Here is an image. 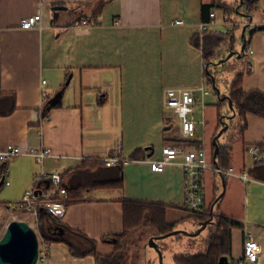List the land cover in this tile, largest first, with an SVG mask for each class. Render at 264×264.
Returning <instances> with one entry per match:
<instances>
[{
	"label": "crops",
	"instance_id": "crops-1",
	"mask_svg": "<svg viewBox=\"0 0 264 264\" xmlns=\"http://www.w3.org/2000/svg\"><path fill=\"white\" fill-rule=\"evenodd\" d=\"M242 4V0H108L94 17L96 0H0V149L13 143L23 152L8 161L6 176L0 173V207L8 210L6 202L20 199L40 171L60 168L65 172L63 186H80L78 194L83 199L68 202L61 217L41 210L36 217L38 229L43 227L58 235L61 228L54 222L58 220L93 238L96 251L109 255L113 245L102 237L123 230L121 198L162 203L165 220L175 223V229L199 228L202 222L182 207L181 157L162 171L151 170L148 157L159 156L164 145L193 146L182 139L178 118L163 104V89L167 86L202 84L209 91L203 95L196 90L193 104L196 141L209 151L199 130H207L211 142L218 130L215 103L219 97L206 68L214 70L216 81L222 86L228 59L218 65L216 62L227 49L239 50L242 26L248 20L240 13L233 14L231 8L227 12L225 6L243 11ZM55 6L65 9L53 17ZM211 11L215 12L213 17ZM37 12L41 18L36 26L19 28L22 17ZM253 14L251 29L264 23V0H256ZM84 18L91 24L78 23ZM212 18L218 23H231L229 31L199 28V24ZM176 19L184 23L173 24ZM246 30V51L233 54L236 60L230 66L237 74L243 73L244 90L258 88L264 92V29L250 34V29ZM205 52L212 53L210 67L205 65ZM210 91L216 96L212 103L204 101ZM196 109L200 118L195 116ZM232 118L228 119L230 125ZM232 126L231 132L225 131L219 137L220 143L231 146L233 171H245L251 180L230 175L222 185L212 170L205 171L201 184L203 188L208 183V204L223 191L219 211L241 225L231 229L227 261L235 263L243 255L244 231H249L261 246L253 264H264V180L252 175L258 163L248 151L251 144L264 141V117L247 113L241 133L237 123ZM29 149H46L49 154L39 162L26 153ZM263 150L264 147V160ZM136 151H141V158L110 166L99 159L110 154L129 158ZM212 159L211 153V163ZM2 166L0 162V170ZM120 168L121 187L97 185L116 180ZM256 170L264 172L261 163ZM215 229L216 222L211 219L198 235L190 236L195 244L190 253L197 252L196 247L201 248L199 251L204 249ZM154 235L158 234L150 235L147 241ZM67 236L80 244L74 233L67 232ZM144 245L147 250L143 258L150 261L154 254L147 243ZM172 257L164 253L163 263ZM36 264L96 262L92 254L74 256L67 243L54 240L48 242L46 260Z\"/></svg>",
	"mask_w": 264,
	"mask_h": 264
},
{
	"label": "trees",
	"instance_id": "trees-1",
	"mask_svg": "<svg viewBox=\"0 0 264 264\" xmlns=\"http://www.w3.org/2000/svg\"><path fill=\"white\" fill-rule=\"evenodd\" d=\"M108 0H96V5L93 8V16L96 17L97 14L100 12L101 7L104 5L105 2ZM243 11L246 13L247 16H252L256 9V0H243ZM216 6H224L223 4H212ZM204 7V5H203ZM227 12L229 9L233 14L240 12H235L234 7L225 6ZM234 10V11H233ZM248 19V17H247ZM86 24L90 25L91 21L84 18ZM78 23H82L81 19ZM248 28L250 29L249 31ZM247 29V30H246ZM245 30L247 34L252 33L254 30L257 29H264V23L257 26L256 28H250L249 26ZM248 35L245 33V40L248 42L246 38ZM246 51V48H245ZM212 53H204L205 65L210 67L209 64V57ZM208 63V64H207ZM209 69V68H208ZM210 72L214 73V70L209 69ZM242 77L243 73H238L229 83L227 86V90H222L219 84L216 81L215 76V86L220 89L221 93L219 95L218 101L215 103L218 110V127L220 128L221 123H228L230 126V121L226 118V115L231 113L229 106H228V99L231 100L232 109L235 113L233 116V122L237 123V131L241 133L244 128L246 127V114L252 113L261 117H264V92L258 88H250L248 90H244L242 87ZM208 80L211 81L210 78ZM227 131V129L225 130ZM224 131V132H225ZM214 136V135H213ZM183 139V138H182ZM185 142H189L190 145H197L198 142L190 141L183 139ZM182 140V141H183ZM192 143V144H191ZM217 143L219 146L218 153L216 156V161L212 163L223 169L226 170L231 167V160H232V151L231 146L227 143L222 144L220 140L217 139ZM261 147L260 150L264 145L262 142L258 143ZM212 148V145H211ZM141 151L134 152L129 159H138L141 158ZM96 163H99V161ZM254 169H252V175L260 177L264 180V172H258L256 167L261 163L264 167V160L261 158L259 160H255ZM121 167V165L119 164ZM87 167V166H84ZM83 167V168H84ZM221 181H224L226 177L220 175L219 173L215 172ZM122 168H120L119 176L116 180L113 181H104L100 182L98 186H117L121 187L122 185ZM66 188V187H65ZM81 189L80 186H74L66 188L67 193L64 199V204H68L70 201H76L83 199L80 194H78V190ZM218 194H216L213 200L207 204L206 212L199 214V215H191L196 221L204 222L207 219H211L216 222V229L215 232L209 236V240L206 244V247L203 251L195 252V253H176L173 255L174 264H235L234 261H227L220 263L219 259L222 256L228 257L230 253V232L232 227H241L240 223L236 220L230 219L223 215L218 208V202L220 198L216 199ZM122 207H123V230L119 234H110L107 236L102 237L103 241H107L113 245V251L109 255H102L98 253L95 249V240L83 234L80 231L73 230L64 223H61L58 220H54L56 225L61 228L59 230L58 235H54L48 233L43 227L39 228V232L41 237L47 242L51 241H64L69 245L71 254L74 256H83L86 254H92L95 258L96 264H121V258L124 255L123 252V240L128 236V234L134 230L139 228L143 225L146 221L151 225V227L156 231L157 234H165L173 229H175V223H167L165 220V205L159 202H152V201H141L136 199H128V198H121ZM213 205L212 210L210 211V206ZM215 213V214H214ZM210 219V220H211ZM67 232H72L74 235L78 236L79 239L76 240V244L69 236H67ZM180 235L177 234V237ZM82 241V242H81Z\"/></svg>",
	"mask_w": 264,
	"mask_h": 264
},
{
	"label": "built area",
	"instance_id": "built-area-1",
	"mask_svg": "<svg viewBox=\"0 0 264 264\" xmlns=\"http://www.w3.org/2000/svg\"><path fill=\"white\" fill-rule=\"evenodd\" d=\"M210 16L213 17L215 12L211 11ZM41 18L40 12L32 15L24 16L19 20V28L27 29L36 26ZM184 23L181 19H176L173 24ZM83 25L86 21L83 20ZM226 20L218 23L213 18L206 23L199 24L202 30H212L216 32H228L229 25ZM249 52H252L250 47ZM44 82V80L42 81ZM199 90L203 95L209 91L201 84L193 87L167 86L163 89V104L169 108L179 120L180 136L190 141H196V119L194 117L193 104L195 101L194 92ZM197 145L185 147L184 145L169 144L161 147L159 156H149L148 162L150 169L153 171H162L165 166L181 157V166L184 171V200L182 207L185 208L191 215H199L207 210L205 202V194L203 192L201 180L207 170H213L224 177L236 175L243 181L251 180L245 171L235 172L230 167L223 170L207 158V150L201 143L197 141ZM264 145V141L262 142ZM260 145L253 143L248 147V151L253 154L255 160L261 159ZM23 153L20 147L13 143H7L0 149V162L3 163L0 173L6 176L8 173L7 163L12 157ZM27 154H32L41 162L45 155L49 152L46 149H29ZM101 162L107 166L127 162L128 157H122L115 154H110L103 158H99ZM139 159V158H138ZM64 171L60 168L53 169L49 172L40 171L33 177V182L30 187H27L22 193L20 199L9 201L6 203L7 208L17 210L37 217V214L44 210L56 217H61L64 213L67 190L62 184V176ZM8 183V181H5ZM261 252L260 244L253 238L249 231H244L243 240V255L236 260L235 264H253L257 262ZM48 256V242L43 238L38 239V259L37 262L43 263ZM36 262V263H37Z\"/></svg>",
	"mask_w": 264,
	"mask_h": 264
},
{
	"label": "water",
	"instance_id": "water-1",
	"mask_svg": "<svg viewBox=\"0 0 264 264\" xmlns=\"http://www.w3.org/2000/svg\"><path fill=\"white\" fill-rule=\"evenodd\" d=\"M53 17L57 16V12L60 9H65L64 6H55L54 8ZM239 11L238 8H235V12ZM240 15H243L244 17H248L247 22H245L242 26V41L240 44L239 50H233V49H227V53L224 55V57L220 58L216 64L218 65L220 62H224L227 59H229L233 54L240 55L244 53L245 47H246V40H245V32L244 30L249 26L252 25L253 17L247 16L246 13L240 11ZM215 65V66H217ZM207 75L212 79L213 81V89L215 90L217 96L220 95V90L215 86V74L210 72L206 68ZM228 106L231 111L230 114L226 115L227 119H230L235 115L233 109H232V103L231 100L228 99ZM228 127V123H221L220 128L217 130V132L214 134L211 140V144L213 146L212 149V158L213 162L216 161V156L218 153V143L217 139L223 134V132ZM222 185H224L222 181ZM223 194V191H221L216 199L220 198ZM213 205L210 206V211L212 210ZM211 219V217H210ZM210 219L205 220L202 222L199 228L195 230H187L184 228L180 229H173L172 231L165 233V234H158L151 236L149 240L147 241L148 247H150L151 251L155 252L157 254L158 262L159 264L163 263V257L164 253L162 251V247L159 243L160 239H163L167 237L168 235L173 234H187L190 236H196L199 234L201 229H203L206 224L210 221ZM38 259V238L36 235L35 230L32 228V226L25 220L22 219H12L10 220L3 231V233L0 236V264H36ZM227 262V257L222 256L219 259L220 263Z\"/></svg>",
	"mask_w": 264,
	"mask_h": 264
},
{
	"label": "rangeland",
	"instance_id": "rangeland-1",
	"mask_svg": "<svg viewBox=\"0 0 264 264\" xmlns=\"http://www.w3.org/2000/svg\"><path fill=\"white\" fill-rule=\"evenodd\" d=\"M234 47L235 48H239V45L234 42ZM235 55L231 56L228 60H227V64L225 66H230V64L236 60L234 59ZM224 66V73L222 75V81H221V85L220 86L223 90H227V87H225L226 85H229L230 81L233 79V76H236L237 73L235 72L234 68H227L225 69ZM211 93L205 96V100L208 103H212L215 101V95L213 94V91H210ZM195 116L197 118L201 117L200 111L199 110H195ZM207 126L209 125V120L206 119ZM232 124L231 123L230 127L227 129L226 132H231L232 131ZM235 126V125H234ZM206 130V129H205ZM200 135H201V140L204 139V141H206L207 146H208V152H207V158L210 161L211 158V153H212V148L210 147V138L207 136V130L205 131V133H202V131H200ZM207 150V148H205ZM264 153V150H263ZM264 155V154H263ZM207 171H212V170H207ZM213 172V171H212ZM209 191L208 188V183H205V186H203V192L205 194V202L206 204H208L207 199H208V194L207 192ZM9 202V201H8ZM7 203V202H6ZM12 208V207H11ZM8 209L6 210L5 207L2 208L0 207V236L3 233L6 224L12 220V219H22L27 221L32 228L35 230L37 238L40 236L39 235V229H38V223L36 224V218L34 216H29L27 214H23L17 210H12V209ZM5 210L7 212H5ZM17 211V212H15ZM215 214V213H214ZM142 226V227H141ZM139 228L132 230L128 236L124 239L125 241L128 239V241L123 240V249L125 250L124 255L121 258V264H158L157 261V254L153 251H151L154 255L152 257V260H147L143 258V256L145 255V251L147 250L144 246V242L147 243V239L150 235L153 234H157L156 231L151 227V225H149V223L146 221L143 225H141ZM137 233V235H135ZM135 236V237H134ZM190 235L187 234H182L179 237H177V234H173V235H168L167 237L161 239L159 242L160 244L163 245V249L162 251L165 253V255H174L176 253H190L192 251H194L193 249H195V247L190 248L192 246H194L195 244L193 243V239L189 238ZM40 238V237H39ZM131 238H135L131 241ZM144 245V246H143ZM149 249H151L150 247H148ZM198 249L197 252H200L199 250L201 249L200 247H196ZM148 249V250H149ZM205 249V248H204ZM204 249H202L201 251H203ZM145 250V251H144ZM148 251V252H150ZM132 252H133V257H132ZM150 252V253H151ZM195 253V252H194ZM137 255H139V257H137ZM149 259V258H148ZM229 259H231V256H229ZM168 263H164V264H174V260L173 258L168 259ZM232 261V260H230Z\"/></svg>",
	"mask_w": 264,
	"mask_h": 264
},
{
	"label": "flooded vegetation",
	"instance_id": "flooded-vegetation-1",
	"mask_svg": "<svg viewBox=\"0 0 264 264\" xmlns=\"http://www.w3.org/2000/svg\"><path fill=\"white\" fill-rule=\"evenodd\" d=\"M243 1V0H242ZM243 5V4H242ZM243 8H244V6H243Z\"/></svg>",
	"mask_w": 264,
	"mask_h": 264
}]
</instances>
